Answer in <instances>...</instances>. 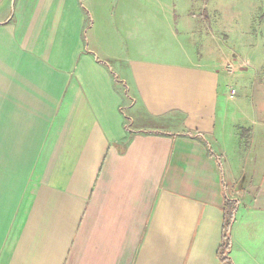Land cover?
Returning a JSON list of instances; mask_svg holds the SVG:
<instances>
[{
    "label": "crops",
    "instance_id": "obj_1",
    "mask_svg": "<svg viewBox=\"0 0 264 264\" xmlns=\"http://www.w3.org/2000/svg\"><path fill=\"white\" fill-rule=\"evenodd\" d=\"M209 2L0 0V264H223L225 198L264 264V77Z\"/></svg>",
    "mask_w": 264,
    "mask_h": 264
},
{
    "label": "rangeland",
    "instance_id": "obj_2",
    "mask_svg": "<svg viewBox=\"0 0 264 264\" xmlns=\"http://www.w3.org/2000/svg\"><path fill=\"white\" fill-rule=\"evenodd\" d=\"M214 2L221 6L223 17L232 21L227 25L234 27L233 31L227 29V38H222L223 68L229 74L224 83L233 84L240 101L242 98L250 101L252 84L262 82L264 77V0H213L209 5ZM240 69H245L243 75H240ZM238 109L243 112L244 107L240 105ZM240 188L248 189L245 183L236 190Z\"/></svg>",
    "mask_w": 264,
    "mask_h": 264
},
{
    "label": "trees",
    "instance_id": "obj_3",
    "mask_svg": "<svg viewBox=\"0 0 264 264\" xmlns=\"http://www.w3.org/2000/svg\"><path fill=\"white\" fill-rule=\"evenodd\" d=\"M237 201L229 198L224 199L222 211H223V223H222V236L221 243L218 248V257L223 264H232L228 256L230 248V227L234 220Z\"/></svg>",
    "mask_w": 264,
    "mask_h": 264
},
{
    "label": "built area",
    "instance_id": "obj_4",
    "mask_svg": "<svg viewBox=\"0 0 264 264\" xmlns=\"http://www.w3.org/2000/svg\"><path fill=\"white\" fill-rule=\"evenodd\" d=\"M231 73V72H229ZM236 93L235 89L233 87L230 88V95H234Z\"/></svg>",
    "mask_w": 264,
    "mask_h": 264
}]
</instances>
